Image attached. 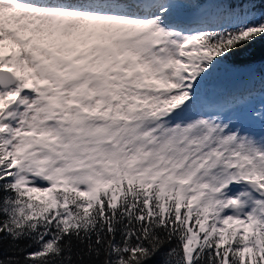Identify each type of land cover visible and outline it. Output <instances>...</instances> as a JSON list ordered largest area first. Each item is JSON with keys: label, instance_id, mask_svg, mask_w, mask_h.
<instances>
[{"label": "snow or ice", "instance_id": "snow-or-ice-1", "mask_svg": "<svg viewBox=\"0 0 264 264\" xmlns=\"http://www.w3.org/2000/svg\"><path fill=\"white\" fill-rule=\"evenodd\" d=\"M264 0H0V264H264ZM264 65V62H262Z\"/></svg>", "mask_w": 264, "mask_h": 264}, {"label": "trees", "instance_id": "trees-1", "mask_svg": "<svg viewBox=\"0 0 264 264\" xmlns=\"http://www.w3.org/2000/svg\"><path fill=\"white\" fill-rule=\"evenodd\" d=\"M264 62V48L258 43L254 46V50L246 60H232L228 65L223 66L210 82V87L215 89H231L242 83L244 77L249 75L246 67H234L233 65H254L257 73H260Z\"/></svg>", "mask_w": 264, "mask_h": 264}, {"label": "rangeland", "instance_id": "rangeland-1", "mask_svg": "<svg viewBox=\"0 0 264 264\" xmlns=\"http://www.w3.org/2000/svg\"><path fill=\"white\" fill-rule=\"evenodd\" d=\"M248 79V76L244 77L240 82L246 81Z\"/></svg>", "mask_w": 264, "mask_h": 264}]
</instances>
